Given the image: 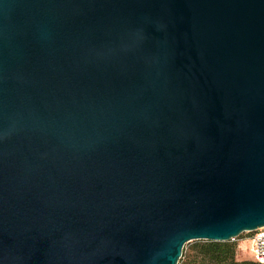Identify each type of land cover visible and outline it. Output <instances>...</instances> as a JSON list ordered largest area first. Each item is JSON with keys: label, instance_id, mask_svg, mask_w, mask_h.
Wrapping results in <instances>:
<instances>
[{"label": "water", "instance_id": "water-1", "mask_svg": "<svg viewBox=\"0 0 264 264\" xmlns=\"http://www.w3.org/2000/svg\"><path fill=\"white\" fill-rule=\"evenodd\" d=\"M263 226L264 0H0V264Z\"/></svg>", "mask_w": 264, "mask_h": 264}, {"label": "trees", "instance_id": "trees-1", "mask_svg": "<svg viewBox=\"0 0 264 264\" xmlns=\"http://www.w3.org/2000/svg\"><path fill=\"white\" fill-rule=\"evenodd\" d=\"M195 246L186 264H264L252 260H238L235 257L236 246L231 240L211 241L194 240ZM252 256V255H251Z\"/></svg>", "mask_w": 264, "mask_h": 264}, {"label": "rangeland", "instance_id": "rangeland-1", "mask_svg": "<svg viewBox=\"0 0 264 264\" xmlns=\"http://www.w3.org/2000/svg\"><path fill=\"white\" fill-rule=\"evenodd\" d=\"M253 236L252 232H243L238 235L235 239L231 240L235 243V257L238 260H252V256L250 254V240ZM195 246V241H190L184 244L182 255L178 260L177 264H186L189 258V255L192 253V249Z\"/></svg>", "mask_w": 264, "mask_h": 264}, {"label": "built area", "instance_id": "built-area-1", "mask_svg": "<svg viewBox=\"0 0 264 264\" xmlns=\"http://www.w3.org/2000/svg\"><path fill=\"white\" fill-rule=\"evenodd\" d=\"M249 249L256 261L264 263V226L253 231Z\"/></svg>", "mask_w": 264, "mask_h": 264}]
</instances>
